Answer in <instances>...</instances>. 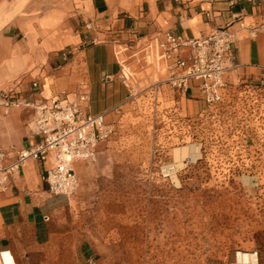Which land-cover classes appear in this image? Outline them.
Masks as SVG:
<instances>
[{
	"label": "crops",
	"instance_id": "0c3cea01",
	"mask_svg": "<svg viewBox=\"0 0 264 264\" xmlns=\"http://www.w3.org/2000/svg\"><path fill=\"white\" fill-rule=\"evenodd\" d=\"M83 2L72 14L82 11L84 23L92 22L91 30L83 28L85 36L82 39L78 35L82 44L91 47H83L78 61L74 59L59 69L55 68L54 60L40 62V48H30L26 35L17 26L10 24L0 30V90L14 86L22 96L32 100L36 98L31 92L32 80L38 79L46 85L49 78V92L44 90L45 96L72 98L78 90L87 89L90 112L104 113L110 122L121 123L125 112L136 119L140 115L125 103L128 90L117 77L120 62L131 61L141 54L156 56V39L165 30L192 38L228 23L237 36L234 45L235 59L240 64L237 75L257 78L264 68V31L251 34L240 29L235 19L239 15L245 23L258 24L264 14V0H146V9L137 15L128 10L122 15L115 13V0ZM131 39L134 46L130 48L114 43V40ZM230 80L236 81L237 77L231 75ZM175 99L191 117L204 106L197 84L190 87L186 96L178 94ZM32 119L31 109L18 106L4 113L0 106V146L13 153L34 143L37 136ZM164 140L175 163L197 155V143L174 147L165 137ZM184 147L188 148L183 151ZM246 149L251 154L258 153L252 162H257L259 167L249 166L240 176L247 192H252L256 190L254 182L264 176V144L255 147L248 140ZM83 165L76 161L75 171ZM42 172V165L30 159L13 184L0 191V264L98 263L106 256L103 224L87 218L83 198L72 202L64 196L51 195L42 180ZM80 179L79 175L78 182ZM259 252L248 240L242 251L232 254V264L255 260L264 264V256Z\"/></svg>",
	"mask_w": 264,
	"mask_h": 264
},
{
	"label": "rangeland",
	"instance_id": "374dc122",
	"mask_svg": "<svg viewBox=\"0 0 264 264\" xmlns=\"http://www.w3.org/2000/svg\"><path fill=\"white\" fill-rule=\"evenodd\" d=\"M115 1L117 14L146 9V0ZM80 4L83 0H0V30L17 26L30 48H40V62L54 60L62 67L91 47L78 38L85 36V17L72 11ZM50 83L47 78L46 92ZM147 119L125 112L96 158L77 161L84 164L76 169L81 179L65 198H83L87 218L103 224L106 256L96 264H229L248 240L264 256V176L252 192L240 180L247 169L243 162L235 161L236 172L228 176L230 162L217 156L227 152L224 142H206L214 152L208 162L175 163L163 130L149 127Z\"/></svg>",
	"mask_w": 264,
	"mask_h": 264
},
{
	"label": "built area",
	"instance_id": "2783aa9c",
	"mask_svg": "<svg viewBox=\"0 0 264 264\" xmlns=\"http://www.w3.org/2000/svg\"><path fill=\"white\" fill-rule=\"evenodd\" d=\"M235 19L240 29L251 34L264 31V14L258 24L245 23L239 15ZM83 28L91 30L92 22H85ZM236 41L230 23L192 38L165 30L156 39V56L141 54L131 61H121L117 76L128 90L125 103L140 116L148 117L149 127L163 130L165 139L173 146L199 145L198 157L185 160L208 162L214 152L208 151L207 141L228 145L227 152L217 156L230 162L227 169L230 177L236 172L235 161L240 160L248 168L252 158L258 156L257 152L247 151L248 140L255 147L264 144V68L257 78L238 76ZM114 43L125 48L134 46L132 39ZM60 67L57 64L55 68ZM231 75L237 80H230ZM193 84L199 87L204 106L191 117L183 112L175 96H186ZM44 90L45 82L38 79L31 82V92L36 95L32 100L22 96L14 86L0 90L4 113L18 106L33 111L37 136L34 143L13 153L0 146V191L9 188L26 162L33 159L43 167L42 180L47 191L68 198L78 187L75 162L94 160L98 146L115 133V125L105 119L104 113L88 110L87 89L78 90L72 98L45 96Z\"/></svg>",
	"mask_w": 264,
	"mask_h": 264
},
{
	"label": "bare ground",
	"instance_id": "6f19581e",
	"mask_svg": "<svg viewBox=\"0 0 264 264\" xmlns=\"http://www.w3.org/2000/svg\"><path fill=\"white\" fill-rule=\"evenodd\" d=\"M195 144V143H194ZM198 153V152H197ZM196 154V153H195ZM198 157V155H195V158L194 159H192L191 157H188L189 159H190V161H193V160H195L196 158ZM255 262H256V260H255ZM254 261L253 262H251V263H255ZM249 263V262H248Z\"/></svg>",
	"mask_w": 264,
	"mask_h": 264
},
{
	"label": "trees",
	"instance_id": "16d2710c",
	"mask_svg": "<svg viewBox=\"0 0 264 264\" xmlns=\"http://www.w3.org/2000/svg\"><path fill=\"white\" fill-rule=\"evenodd\" d=\"M98 8L100 9L101 8V5H98Z\"/></svg>",
	"mask_w": 264,
	"mask_h": 264
}]
</instances>
